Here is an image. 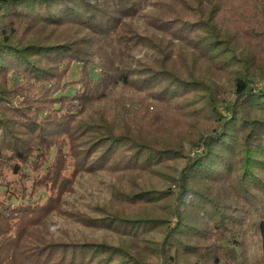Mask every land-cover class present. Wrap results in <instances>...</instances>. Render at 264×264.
I'll return each instance as SVG.
<instances>
[{
	"label": "trees",
	"instance_id": "16d2710c",
	"mask_svg": "<svg viewBox=\"0 0 264 264\" xmlns=\"http://www.w3.org/2000/svg\"><path fill=\"white\" fill-rule=\"evenodd\" d=\"M252 239L264 264V0H0V264H249Z\"/></svg>",
	"mask_w": 264,
	"mask_h": 264
},
{
	"label": "rangeland",
	"instance_id": "374dc122",
	"mask_svg": "<svg viewBox=\"0 0 264 264\" xmlns=\"http://www.w3.org/2000/svg\"><path fill=\"white\" fill-rule=\"evenodd\" d=\"M157 6H159V5H157ZM162 14H164L166 17H168V16H171L172 14L171 13H168V11H167V9H166V7L164 6V8L162 9ZM142 21V20H141ZM144 21H148V22H150V17H146V19L144 20ZM152 34V33H151ZM150 34V35H151ZM150 39H151V37H149ZM175 42H177V41H175ZM150 44H152L154 47L153 48H149V47H147V46H141L138 50V54H137V58L138 59H140V60H143V57H144V55H146V54H149V56H151L153 59L154 58H162V53H163V51H161L162 50V47H159L156 43L154 44L153 42H152V40L149 42ZM157 62V61H156ZM73 77H74V75H73ZM139 113H140V117L142 116V115H144V114H146L147 113V111H145V110H141V111H138ZM165 114H166V116H169V113H167V112H164ZM199 151H201V147H198V146H195V147H192V149H191V153H190V156H193L194 155V153L195 152H199ZM166 169V168H165ZM165 169H162V171H164L165 172V174H164V176L161 178V179H159V180H155V179H150V181L151 182H158L159 183V185L160 186H158L159 188H164V189H168L169 188V184L171 183V180H170V175H168L167 174V169L165 170ZM33 172H35V170H32L31 171V173H33ZM44 172V170H42V172L41 173H43ZM33 176H34V174H32V177H29V179L27 178V180H26V185H27V187H28V189L32 192L33 191V188H31V185H32V182H33V180H32V178H33ZM98 179V176H96L95 178H94V180H97ZM166 180H168V183L166 182ZM205 186V185H204ZM25 190H27V189H25ZM214 192L215 193H218V192H221V190H214ZM35 195H40V194H38V193H35ZM27 198H32L35 202H37L38 200H48L49 198L47 197V196H45L43 199H42V196H29V197H27ZM26 198V199H27ZM19 198H13L12 199V201L14 202V201H16L15 203H19ZM40 202H42V201H40ZM40 204V203H39ZM53 220H52V224H54V217L52 218ZM56 221H58V222H60L61 223V225L63 226V227H67V228H69V229H75V230H77V227H75L74 225H73V222H71V221H68V222H65V221H62V220H59V219H55ZM44 229V228H43ZM83 230V232H88V231H86L85 229H82ZM256 231H257V229L255 230H253V234H256ZM253 234H249V235H247L248 237H247V239H249V238H252V236H253ZM258 241H257V239L256 240H253L252 239V242H251V244H250V247H251V251H250V256H251V262H249V264H258V262L255 260V258L253 257V248L255 249V245L256 244H258L257 243ZM252 243H254V244H252ZM141 244H144V246H146L145 244L146 243H141ZM147 247V246H146ZM148 248V247H147ZM134 251H132L136 256L137 255H139L140 257H142L138 252H140V253H143V254H146L147 253V250L145 249V247H143V246H141V245H138V246H135L134 247ZM143 258V257H142ZM146 260V259H145Z\"/></svg>",
	"mask_w": 264,
	"mask_h": 264
}]
</instances>
